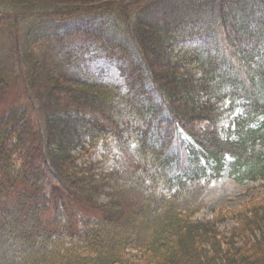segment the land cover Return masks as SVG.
I'll return each instance as SVG.
<instances>
[{
	"label": "trees",
	"instance_id": "obj_1",
	"mask_svg": "<svg viewBox=\"0 0 264 264\" xmlns=\"http://www.w3.org/2000/svg\"><path fill=\"white\" fill-rule=\"evenodd\" d=\"M80 16H115L123 27L116 19L110 32L60 37L51 35L57 24L48 29L54 22H34ZM4 27L19 42L20 72L0 67V106L7 76L25 103L0 107V231L19 264H134L129 229L142 213L127 222L120 200H91L106 185L120 188L122 158H136L153 198L136 264H264V198L209 218H196V207L171 211L217 180L228 158L231 175L264 179V0H0ZM78 37L116 50L127 91L50 73L36 54L50 39ZM99 147L116 166L97 176L85 157ZM66 201L90 208L80 228ZM229 219L236 226L221 231Z\"/></svg>",
	"mask_w": 264,
	"mask_h": 264
},
{
	"label": "rangeland",
	"instance_id": "obj_2",
	"mask_svg": "<svg viewBox=\"0 0 264 264\" xmlns=\"http://www.w3.org/2000/svg\"><path fill=\"white\" fill-rule=\"evenodd\" d=\"M140 9L142 8L138 7L133 9V12L135 11L134 17L138 14ZM116 19L118 22L117 24L123 27V23L115 16H80L66 20H48L46 18H37L34 22L36 25H39L44 21L54 22L48 29L57 24V30L51 35H60V37H62L65 30L76 28L80 30H92L99 32L101 29L109 26L106 31L110 32ZM26 25L27 22H25L24 27H21L20 36L24 35V30H27ZM18 45L19 42L12 31L5 27L0 28V67L1 69L13 72L15 75H18L20 72L19 62L15 54V50ZM221 46L224 49L227 48L223 42H221ZM35 48L37 49L36 54L41 60V63L46 64L47 61L46 68L50 73L74 74L84 79L111 84L119 87L122 91H127L128 75L123 74L122 72L124 62L118 58V55L115 53L116 50L109 45H101L100 42L91 38L78 37L71 40H63L62 42H52L50 39L49 43L40 44ZM6 79L8 80L10 86L7 88V92L2 103L3 105L1 104L0 107L3 109L24 105L25 99L21 83L18 80L15 81V79L11 76H7ZM115 117L119 120L120 126H124L123 122L130 121L129 114H127V111L122 109L118 111V115ZM129 132V129H126L124 136L128 140L127 146L131 147V141L128 137ZM184 138H186L189 143H193L188 136L184 135ZM101 151L100 147L96 150L93 149L90 151L89 156L85 157L87 164L91 166V169H93V172L97 176L101 173L106 174L111 168L116 166L113 160L102 159ZM129 152H131V150ZM133 160H136V158H130V160L122 158L117 164L118 169L124 168V170L121 171V176L119 178L122 181L119 189L116 190L113 187L106 185V187L98 189V192L92 195L91 200L96 205L105 204L112 198L120 200L123 205V212L126 218L125 221L127 222L131 218L130 216L134 213V211L138 210L140 214L142 213L144 219H142L137 225L139 226L138 229L136 228V230H130L128 228L130 225L126 223V226L129 229V234L134 233L131 243L127 246L126 254L127 257L132 258L133 263L136 264L138 259L133 256L136 255L137 250L133 247L141 244L144 240V238L139 235V232H142L144 235L143 231L146 223L141 224V222L145 221L147 218V216L145 217L147 207L150 205V201L153 200V198L150 197L146 200L145 196L147 185L134 168V163H132ZM229 162L230 159L228 158L225 169L217 180L211 181L205 186L201 193L197 194L193 198L186 201L181 200L175 203V206L171 209V211L176 212L186 206L196 207L199 209L196 218H209L214 216L218 211H237L243 209L250 201L255 200V202H257L263 199L264 179L251 181L249 179H241L237 174L231 175L230 168L228 166ZM66 204L68 208L72 205L70 207L71 213L74 214V217H76L77 220L79 219L78 228H80V220L84 215H90V208L85 207L81 203L79 206H76L75 203L71 204L69 201H66ZM53 210L54 208L52 207V211ZM48 216L50 219L52 218L51 213H48ZM132 225L136 226L134 222ZM232 226H236V220L229 219L219 228L221 231H225L229 230ZM0 264H19V257L17 256L14 247L7 242L1 231Z\"/></svg>",
	"mask_w": 264,
	"mask_h": 264
}]
</instances>
